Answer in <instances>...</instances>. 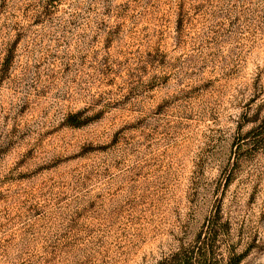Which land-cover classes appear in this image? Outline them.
I'll list each match as a JSON object with an SVG mask.
<instances>
[{
    "label": "rangeland",
    "instance_id": "rangeland-1",
    "mask_svg": "<svg viewBox=\"0 0 264 264\" xmlns=\"http://www.w3.org/2000/svg\"><path fill=\"white\" fill-rule=\"evenodd\" d=\"M210 229L264 264V0H0V264H161Z\"/></svg>",
    "mask_w": 264,
    "mask_h": 264
},
{
    "label": "trees",
    "instance_id": "trees-1",
    "mask_svg": "<svg viewBox=\"0 0 264 264\" xmlns=\"http://www.w3.org/2000/svg\"><path fill=\"white\" fill-rule=\"evenodd\" d=\"M213 231L199 237L196 243L188 248L180 249L170 257L165 258L161 264H218L215 259ZM240 257H232L228 264H237Z\"/></svg>",
    "mask_w": 264,
    "mask_h": 264
}]
</instances>
